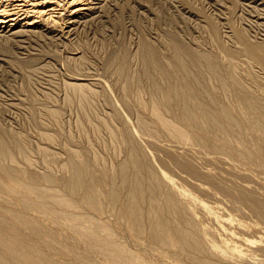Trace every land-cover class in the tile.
I'll return each mask as SVG.
<instances>
[{
  "label": "rangeland",
  "instance_id": "1",
  "mask_svg": "<svg viewBox=\"0 0 264 264\" xmlns=\"http://www.w3.org/2000/svg\"><path fill=\"white\" fill-rule=\"evenodd\" d=\"M57 2L55 0L52 5L55 14L53 11L52 16L35 17V24L21 27L24 31L11 34L13 31L0 29V134L13 154L6 163L36 175L48 173L55 178L48 182L40 177L35 182L40 191L30 196L57 209L63 207L57 206L53 197H70L74 209L65 207L70 211L68 213L94 216L97 222L116 228L115 213L122 214L124 220L128 218L124 214L127 186L118 182L122 193L119 205L113 207L108 203L106 190L110 187V180L107 179L100 188L104 195L101 199L104 212H98L83 203L82 193H72L68 188L71 172L65 166L70 159L86 160L89 164L88 185L102 173L119 179L122 164H127L128 182L131 183L135 171L129 165V159L135 149L143 162V178L147 180L150 173L160 175L162 185L156 196L154 193L141 205L146 214L152 211L144 219V244L135 246L133 237L126 232L108 235L109 242L125 244L139 255L151 247L154 260H149L148 264H196L193 260L196 257L236 264L234 259L221 258L211 251L162 247L151 237L150 225L158 216H168L172 222L175 219L174 224L187 227L191 217L201 221L199 211L207 203L203 210L211 211L218 220L215 224L218 241L234 255L244 258L251 247L264 249V223L249 210L240 208L229 196L217 192L213 186L178 166L169 150H189L198 157L225 159L242 176L250 177L253 186L263 190L264 163L224 155L213 145L203 144L196 138L186 144L155 118L151 107L152 103H159L167 96L175 98L176 91H185L197 121L206 110L220 115L229 132L226 144L233 154L242 157L252 151L246 132L253 109L242 99L241 93L249 91L264 105V61L260 62L245 52L238 34L260 45L264 52V0H85L81 4L83 9L77 14L75 8L68 6L70 0ZM13 3L12 0H0V5L4 6ZM176 42L182 52L174 50ZM145 44L157 51V60L149 65ZM192 49L194 52L190 51ZM200 52L211 55L214 66L210 67L199 56ZM231 77L240 82V89L234 87ZM190 81L194 83L189 88L185 84ZM73 82L84 83V88L73 86ZM162 112L187 133L200 131L203 136L216 133L212 126L198 127L197 123L186 121L184 116L169 107L163 108ZM231 160L236 162L233 164ZM27 181L31 183L29 179ZM51 189L48 194L47 190ZM3 194V207L36 216L57 233L73 231L72 227L50 224L49 218L34 215L10 195ZM167 194L176 199L179 197L181 207L178 214L160 211ZM35 234L27 231L24 237L39 244L40 238ZM95 243L105 245L97 239L78 238L55 242L56 249L46 251L52 255L56 253L53 256L58 261H77L76 255L81 254L91 260L87 264H116L98 252ZM106 246L110 251H117L114 244ZM120 256L124 264H132L131 260L133 264H140L138 258H129L125 253ZM240 262L245 264L247 261L242 259Z\"/></svg>",
  "mask_w": 264,
  "mask_h": 264
},
{
  "label": "bare ground",
  "instance_id": "2",
  "mask_svg": "<svg viewBox=\"0 0 264 264\" xmlns=\"http://www.w3.org/2000/svg\"><path fill=\"white\" fill-rule=\"evenodd\" d=\"M12 1H14L12 6H8L6 4H5L6 6L0 5V29L1 31L5 30L7 32L13 31L11 34H16L20 32V30H23L21 29V27L32 26V24H35V20H36V19L34 20L35 17L41 18L44 16H49V14L51 15V13L54 11V8L52 7V5L55 3V0H12ZM81 1L82 0H70V2H68L69 3L68 6H72L73 8H75L74 9L75 14H77V12L83 9L84 7V6L82 7L81 4L85 0H83L82 2ZM15 2H21V3H15ZM54 14H55V11H54ZM71 14H72V11H71ZM49 18H52V17H49ZM17 26L20 28L16 29ZM238 37L242 42L245 52H247L249 55L259 60L260 62L264 61V52H263V48L260 45L252 42V40L251 41L248 40L249 38L247 39L242 34H238ZM173 47L175 48L174 50L177 49V53L178 51L179 52L181 51L180 45L177 42L174 44ZM144 50H145L147 64L149 65L151 63H154L157 60V51L155 50V48L153 46H150L149 44H145ZM190 51L194 52L193 49ZM178 55L176 54L175 56H178ZM199 56L202 57V59H204L210 67L214 66L211 55L200 52ZM178 59H181V56ZM176 66L177 65H175V67ZM232 80H233L234 87L240 89V82H238L236 79H233V78ZM193 83H194L193 81H190V82H186L185 85L189 86L190 88V86L193 85ZM72 85L80 89L84 88V83L82 82L81 83L73 82ZM85 85L87 84L85 83ZM157 88L159 89L160 87L157 85ZM188 94H191V93H188ZM241 96H242V99L246 101L253 109L252 119L250 123L247 124V132H246V139L252 144L253 150L242 154V157L233 154L230 147L226 144L228 137H229V132L226 129V127L223 125L220 115L214 111L206 110L200 116L199 121H197L198 117L195 115L194 111L190 109V104H188V98L185 95V91L184 92L176 91L175 98H170L167 96L163 98L161 102L159 101V103H155V102L154 104L152 103L153 106L151 107H152V112L155 118L174 137H177L178 139H181L182 141L191 142V140L196 138L198 140H201L203 144L213 145L218 151H221L224 155H231L232 157L237 158V159L238 158L244 159L245 157V159H249L250 162H253V161L259 162L261 160L264 163V112H263L264 105L260 101L256 100L255 97L247 90L243 91L241 93ZM165 107L167 108L169 107L170 109L175 110L177 113H179V115L184 116L186 121L197 123L198 127L199 126L200 127L212 126L215 129V132H216L215 135L214 136H211V135L203 136L200 131H196L197 134L187 133L180 126H178L177 122L175 123L171 120V118L168 119L167 117L164 116L162 109L163 108L165 109ZM185 142H183L184 145H185ZM216 142H219V143H216ZM19 147L21 148L20 145ZM166 149H170V147L169 148L167 147ZM134 150L135 149H133L131 160L129 159L130 161L129 165H131L135 171L134 179L132 180L131 183L130 181L128 182V177H127L128 165L127 164H124V165L122 164L119 179H116V177L114 176H109L107 173H102L100 176H97L96 178H94L95 180L93 179V181H91L92 179L90 178L91 182H89L88 185L86 184V177L88 175L89 164L86 160H84L83 158H79V157L77 159H70L69 162L67 163V166H65L71 172V175L69 179L67 180L68 188L71 190L72 193H82L83 203L90 209H94L98 212H104L103 200H101L104 195H102V193L100 192V188L105 185L106 183L105 181H107V179L110 180L109 182L110 187H108V189L106 190L108 194V203L111 204L113 207L114 205L116 206V204H118V201L120 200V193H122L120 192L118 182L122 186H127L128 190H127L126 196L128 197V199L126 202L124 214L127 215L128 218L124 220L123 219L124 216L122 214L115 213L116 228H114L107 224L97 222L94 219L95 218L94 216L93 217L90 215L77 216V215H72L68 213L70 211H67L64 208L65 207L71 208L74 205V202L70 197H67V196L53 197L54 198L53 200L55 201L57 206L59 205L63 207L60 209L53 208L40 201L34 200L33 197H31L30 195L37 194V192L40 191V189H38V187L35 185V182H37V180L40 177L43 178V180L45 179L48 182L54 181L55 178L51 174H48V173H44L43 175H36L34 173L27 171L26 169H20V168L18 169L16 166L11 165V163L7 164L6 162L8 161L6 160L8 159L11 160L13 154L8 150L6 142L4 141L2 135L0 134V264H87V263H90L91 260L81 254L76 255L77 261H72V260L71 261H58L59 259L56 260V258L53 256L56 254L55 252H54L55 254L52 255L51 253L46 251L48 248L56 249L55 242H58V241L60 242L61 240H67V241H70L72 239L77 240L78 238H83L87 240L97 239L101 242H105L104 243L105 245H102L101 243H95L94 245L96 246L94 247L98 252H100L103 256H105L108 260L116 264H124L120 260L121 253H125V255L127 254V256L132 259H134L133 257H135L136 259L137 258L140 259V264H148L147 262L149 260L151 259L154 260L152 256L153 252L152 253L150 252L151 247L149 248L148 251L143 252L142 255H139L135 253L134 251H132V249L125 244L117 243V242L111 243L107 240L108 235L114 236L118 234V232H123V233L126 232L127 234L131 235V237H133L132 242L135 246L143 245L145 242V239L143 237V234L145 231L144 230L145 228L144 221L146 220L145 216H147V214L151 215L152 211L150 209L151 212H147L146 214V210H143L141 205L145 203L144 201H146L147 199L149 198L151 199L154 193L156 196V192L161 188V185H162V177L160 175L158 176L157 174L150 173L149 178L145 180L143 176L141 175L142 174L141 171L143 168V164H142L143 162H141V160L139 159L138 151L137 150L134 151ZM169 152H170L169 155H171L172 158L177 162L178 166L180 165L184 170L190 172L193 176L204 180L206 183L213 186V188L217 192L229 196L230 198H232V200H234L235 202L239 204L238 206L240 208L245 209L247 211L249 210L251 215L255 216L261 223H264V190L253 186L250 182L251 180L250 177L242 176V173L237 172L238 169L236 171L235 168H232L230 163L226 162V160L222 158H218V157L211 158V157H201V156L198 157L197 155H195V153L189 150L181 152V150L171 149L169 150ZM215 156H218V155H215ZM227 160H229V158ZM233 162H236V161H233ZM206 163L208 164V166L206 165ZM239 165L242 166L241 164ZM258 167H259V164H258ZM260 169H263V168H259V170ZM166 175L168 176V174ZM23 177H27V179H29L31 183L28 182L26 178L25 180ZM256 183L258 184V182ZM42 191H44V189ZM49 191H52V189L47 190L48 194H49ZM3 193H7L8 195H10L12 198H14V200L16 201L18 205L25 207V210L28 208L30 211L34 213V215L37 214V215H41V216L49 218L50 224H54V225L60 224L68 228L72 227L71 229L73 231L72 232L65 231V232L57 233L52 229V227H49L48 225L47 226L44 225L43 220L41 222L40 221L41 219L39 218L40 219L39 220L36 216H28L27 214L26 215L22 214L16 208L3 207L4 205L1 204L4 198L2 196ZM177 199L175 196L171 194H167L166 201L164 200L165 202H163L164 204L161 206L162 208L160 209V211H162L163 213L168 211L173 214H178L179 209H180L179 207H181L180 206L181 201L180 199L179 200ZM50 200H52V198ZM55 203L53 202V204ZM153 203L154 201H152V204ZM156 203L158 204V202ZM206 204L207 203H205V206ZM205 206H203L202 210L199 211V214L201 215V221L197 217H193V218L191 217V219L189 218L190 226H187V227L179 225L180 223L178 222H177L178 225L174 224L175 219L172 222L170 219L167 218L168 216L167 217L163 215L158 216L152 222L153 224L151 225L153 226L150 225V227H152L150 228L151 230L149 229L151 237L155 240V242L158 243L157 245L162 246V247H167V248H172V249H177V250H195L199 252L211 251L213 252V254H216L221 258H224V259L226 257H228L229 259L232 258L237 263H239L240 260L243 259L247 261L246 263L243 262L245 264H264V251H259V250H264L262 248L251 247V250L248 252V255H246L244 258H241L239 257V254H237L238 256L234 255L235 253L233 254L231 252V249L224 246V243L222 245L221 244L222 242H219L218 238L216 237V234H217L216 227L217 226L215 224L218 221L217 217L211 211L203 210ZM153 208L155 207L153 206ZM10 215H12V218H10ZM79 219H81L82 223L78 221ZM27 231L30 232L31 234L36 233L40 238V243L39 244L38 243L36 244L34 242L32 243L28 239H26L24 237L26 235L24 234ZM242 235L243 233H241V236ZM109 243L110 245L112 244V246L114 244L118 252L115 250L110 251L108 246H106ZM68 253L70 254V251ZM208 259H204V258L198 259V257H196L193 260L194 262L196 261V264H228V263H222L219 261L214 262V261H210V258ZM229 259L228 261H230ZM124 260L126 261L125 258L122 259V261ZM131 262L134 263L133 260H131ZM135 262H137V260ZM241 263L242 262H240V264ZM160 264H163V263L160 262ZM229 264H233V263L231 262Z\"/></svg>",
  "mask_w": 264,
  "mask_h": 264
}]
</instances>
